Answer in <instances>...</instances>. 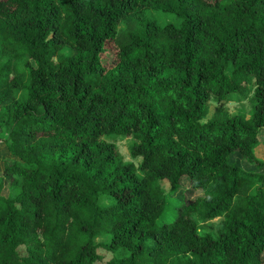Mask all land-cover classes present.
<instances>
[{"label":"trees","instance_id":"1","mask_svg":"<svg viewBox=\"0 0 264 264\" xmlns=\"http://www.w3.org/2000/svg\"><path fill=\"white\" fill-rule=\"evenodd\" d=\"M262 127L264 0H0V264H264Z\"/></svg>","mask_w":264,"mask_h":264},{"label":"rangeland","instance_id":"2","mask_svg":"<svg viewBox=\"0 0 264 264\" xmlns=\"http://www.w3.org/2000/svg\"><path fill=\"white\" fill-rule=\"evenodd\" d=\"M147 15L154 16L159 21L169 19L164 14L157 13L155 11L147 10ZM123 25L120 24L119 27H122ZM67 52H70L68 49H65ZM117 47L115 45V42L113 40H108L105 43V50L102 53L101 61L105 67H109L113 65L115 60V54H116ZM220 105L219 102L215 100L213 96H211L208 100V114H212L214 111V108L216 106ZM221 108L225 110L229 115L234 114L237 110L240 108H243L246 110L247 108V98L242 97L238 93H230L227 95L226 99L221 102ZM0 134V138H1ZM106 141L111 142L114 144L115 149L118 153V155L121 157L123 161H131L135 165L138 164L140 161V157H132L129 154V146L132 142H136L137 140L132 135H116V136H110V137H104ZM254 155L264 160V127L260 128L258 134H257V142L253 148ZM0 156L1 158L7 157V153L5 152L4 145L2 140L0 139ZM232 161H236L243 169L246 170H258L263 171L264 166L260 168H255V166L248 162L247 160L241 158L239 155L234 154L232 155ZM181 186L177 187L174 191L168 192L169 185L166 180H162L161 184L166 192L167 196V202L168 205L166 207V213L164 215V219L167 221L172 220L174 214H175V204H177L179 201H188L198 195L201 194V190L199 188H193L189 186L188 180L186 178H181L180 180ZM219 217H216L212 220L208 221H198L197 222V231L198 232H204V231H210V223L212 221L218 220ZM95 242H107L108 236L107 235H100L94 238ZM22 248V247H21ZM97 251L101 255V259L97 260L95 264H100L102 261L109 258L112 253L102 246L97 247ZM264 254V253H263Z\"/></svg>","mask_w":264,"mask_h":264}]
</instances>
